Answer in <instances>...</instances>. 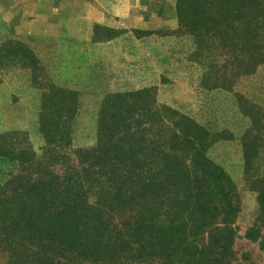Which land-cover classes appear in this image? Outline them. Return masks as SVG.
Returning <instances> with one entry per match:
<instances>
[{
  "label": "trees",
  "instance_id": "16d2710c",
  "mask_svg": "<svg viewBox=\"0 0 264 264\" xmlns=\"http://www.w3.org/2000/svg\"><path fill=\"white\" fill-rule=\"evenodd\" d=\"M177 17L179 29L168 36L189 34L202 58L212 49L220 54L207 62L209 83L231 88L264 64V0H177ZM0 33V83L10 71H22L30 93L40 97L46 143L39 157L31 148L0 147V158L19 165L0 187V252L9 264H188L191 258L214 264L201 262L208 250L200 245L216 218L210 195L223 200L228 217L239 208L235 182L207 154L224 134L195 124L179 133L166 120L157 127L146 107L153 89L130 90V70L119 69L114 85L100 83L111 72L100 61L93 65L88 51L100 41L113 47L118 35L97 34L93 47L60 50L63 59L51 60L55 78L41 82L43 61L34 48L2 26ZM246 106L243 171L256 193L254 239L264 251V175L256 170V159L264 157V109L250 101ZM84 114L97 115L98 141L76 150L77 169L67 148L72 122Z\"/></svg>",
  "mask_w": 264,
  "mask_h": 264
},
{
  "label": "rangeland",
  "instance_id": "374dc122",
  "mask_svg": "<svg viewBox=\"0 0 264 264\" xmlns=\"http://www.w3.org/2000/svg\"><path fill=\"white\" fill-rule=\"evenodd\" d=\"M113 26L115 25L110 24L96 31L99 30L98 34L105 39L118 35L115 42L119 43V46H110L104 50L96 46L97 48L88 51L93 65H97L100 61L104 69L111 72L107 76L109 78L105 75L100 78V83L107 82L108 86L114 85L115 76H119L124 70H130L134 72L132 77L129 76L130 73H125L127 77L134 79V86L130 90L153 89L150 90L153 99L146 107L150 108V113H154L152 115L155 119L152 121L157 127L161 120H166L171 122V129L174 131L176 128L179 133L184 129L192 130L191 127L195 124L214 134H224L223 138L209 148L207 154L214 163L222 166L235 182L239 208L235 209L236 215L228 217L222 212L223 200L216 195H210L216 218L212 219L207 229L209 231L205 233V241L200 243L201 247L208 250L201 262L208 258V263L214 259V264H264V251L260 246V240L254 239L256 230L253 228L259 216L256 193L248 189L244 177L241 145L244 133L250 127L246 113L248 101L264 109V64L259 65L252 74L240 78L231 88L223 87V83L217 86L216 83L208 82L210 71L207 62L216 61L213 57L220 55L218 50L212 49L211 56L202 58L197 43L187 33L181 32L182 34L177 37L178 41L173 44L169 40L167 42L164 40L171 36L161 32H150L152 34L149 39L158 40L151 43L149 39H144L141 32ZM127 28L130 26L127 25ZM11 37L32 46L37 56L41 58L44 69L41 82H44L47 76L51 79L55 78V69L54 65L51 67V60L63 59L61 54L57 57V53L66 50V47L42 43L37 39L12 35ZM133 37L141 39L140 48H136L138 45ZM107 44L110 42H98L100 46ZM79 48L81 46L71 45L67 51ZM196 51L199 53L198 59L194 57ZM52 53L57 58L53 57ZM138 55H142L140 59ZM111 68L117 71L112 72ZM119 69L122 71L119 72ZM27 84L20 69L10 71L1 80L0 147L6 149L10 146L18 150L31 148L39 157L42 156L46 146L40 133L41 119L38 116L40 97L38 94L30 93ZM127 89L129 90L128 86ZM138 115L140 118V111ZM72 128L73 141L67 152L78 169L80 158L76 150L92 148L98 141L97 115H82L72 122ZM172 141V136L169 140L166 139L170 144ZM174 147L181 149L176 142ZM181 153L184 154V151ZM256 164L257 174L264 175V157L259 156ZM18 168L19 165L15 162L0 158V187L17 172ZM198 189L201 191L200 187ZM212 190L211 186L206 192L210 191L211 194ZM95 199L96 194L89 196L88 202L92 204ZM192 260L193 258L189 259L188 264L198 263V261L193 263ZM0 264H9V255L6 252H0Z\"/></svg>",
  "mask_w": 264,
  "mask_h": 264
},
{
  "label": "crops",
  "instance_id": "0c3cea01",
  "mask_svg": "<svg viewBox=\"0 0 264 264\" xmlns=\"http://www.w3.org/2000/svg\"><path fill=\"white\" fill-rule=\"evenodd\" d=\"M110 24L141 32L144 39L154 32L168 36L179 29L177 0H0V26L9 34L64 46L61 48L93 47L100 36L98 31ZM177 37L171 35L164 40L174 44ZM133 40L139 47L141 39ZM156 41L149 39L151 43ZM96 46L104 50L110 44Z\"/></svg>",
  "mask_w": 264,
  "mask_h": 264
}]
</instances>
